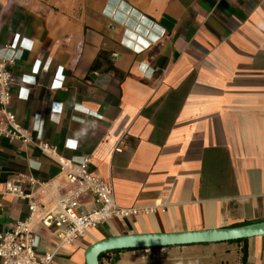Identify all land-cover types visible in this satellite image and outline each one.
<instances>
[{
	"label": "crops",
	"instance_id": "1",
	"mask_svg": "<svg viewBox=\"0 0 264 264\" xmlns=\"http://www.w3.org/2000/svg\"><path fill=\"white\" fill-rule=\"evenodd\" d=\"M18 43L11 108L57 157L0 138V233L29 217L28 199L5 194L11 179L39 204L70 190L59 158H90L116 204L138 212L63 246L35 225L39 252L59 248L52 264H86L114 236L264 221V0H0V49ZM196 251L214 255L193 264H264V236L103 261L172 264Z\"/></svg>",
	"mask_w": 264,
	"mask_h": 264
},
{
	"label": "built area",
	"instance_id": "2",
	"mask_svg": "<svg viewBox=\"0 0 264 264\" xmlns=\"http://www.w3.org/2000/svg\"><path fill=\"white\" fill-rule=\"evenodd\" d=\"M9 52L11 54H3ZM21 54L19 43L0 49V138L38 145L44 153L56 158L55 148L42 142V134L36 142H32L29 132L22 128L11 108L15 82L12 67ZM40 71L41 68L34 73L37 75ZM115 151L121 152V149L116 148ZM57 162L71 188L52 205L39 204L32 194L23 193L18 185L19 180L11 179L5 184V194L28 199L29 217L24 222H18L11 231L0 233L1 264L53 263L59 248L52 252H39L41 242L35 225L54 230L60 246H63L73 244L113 217L123 218L138 212L136 209L120 208L116 204L112 184L90 173V158L82 157L77 161L59 158ZM83 195L91 197L92 209L81 204L80 197Z\"/></svg>",
	"mask_w": 264,
	"mask_h": 264
},
{
	"label": "water",
	"instance_id": "3",
	"mask_svg": "<svg viewBox=\"0 0 264 264\" xmlns=\"http://www.w3.org/2000/svg\"><path fill=\"white\" fill-rule=\"evenodd\" d=\"M264 236V221L239 227L163 234L121 235L98 241L85 253L86 264H101L100 256L117 250L214 244Z\"/></svg>",
	"mask_w": 264,
	"mask_h": 264
},
{
	"label": "rangeland",
	"instance_id": "4",
	"mask_svg": "<svg viewBox=\"0 0 264 264\" xmlns=\"http://www.w3.org/2000/svg\"><path fill=\"white\" fill-rule=\"evenodd\" d=\"M209 255H214V253L213 252H198V251H196V252H192L191 254H188V253H180L176 258V260H178V261H173L172 262V264H193L192 262H193V259L194 258H207V256H209ZM153 260H154V262H158V264H165V263H163V262H165L164 261V259H162V258H157V257H151ZM148 262H144V264H153L151 261H149V260H147ZM103 264H105L104 263V261H103ZM168 264H171L170 262H168ZM208 264V263H207Z\"/></svg>",
	"mask_w": 264,
	"mask_h": 264
},
{
	"label": "trees",
	"instance_id": "5",
	"mask_svg": "<svg viewBox=\"0 0 264 264\" xmlns=\"http://www.w3.org/2000/svg\"><path fill=\"white\" fill-rule=\"evenodd\" d=\"M241 240H237V241H232V242H240ZM151 249H154V248H151ZM123 250H117V251H112V252H107V253H105V254H102L101 256H100V262H101V264H102V261H103V259L104 258H106V257H108V255H110V254H118V253H120V252H122ZM115 263V261L113 262V264Z\"/></svg>",
	"mask_w": 264,
	"mask_h": 264
},
{
	"label": "snow or ice",
	"instance_id": "6",
	"mask_svg": "<svg viewBox=\"0 0 264 264\" xmlns=\"http://www.w3.org/2000/svg\"><path fill=\"white\" fill-rule=\"evenodd\" d=\"M24 43H25V46H28V47L31 46L29 41H24ZM37 64H39V62H37Z\"/></svg>",
	"mask_w": 264,
	"mask_h": 264
}]
</instances>
